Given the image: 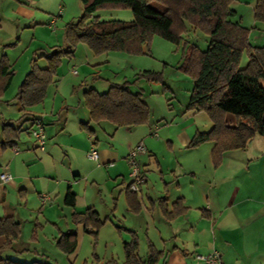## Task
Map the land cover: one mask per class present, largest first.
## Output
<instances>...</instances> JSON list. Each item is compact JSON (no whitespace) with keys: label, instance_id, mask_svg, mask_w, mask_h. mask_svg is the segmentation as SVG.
<instances>
[{"label":"rangeland","instance_id":"obj_1","mask_svg":"<svg viewBox=\"0 0 264 264\" xmlns=\"http://www.w3.org/2000/svg\"><path fill=\"white\" fill-rule=\"evenodd\" d=\"M256 2L257 0H233L230 8L236 12L234 20H239L249 29V43L264 46V22L254 18ZM81 15L80 0H0V55H4L13 71L11 85L1 97L4 102L0 103V125L4 121H11L15 128L18 126L16 121L22 116L16 95L25 75L33 62L44 68L47 66L44 56L55 48L66 47L65 26ZM95 15L101 21L132 20L130 10L126 8L103 7L97 10ZM182 40L179 45H175L154 35L149 44L142 47L140 54L108 52L98 55L90 52L85 43L79 42L72 56H62L60 59L43 102L31 107V111L42 118L43 124L44 117L50 119L52 116H64L75 121L74 117L77 115H88L80 91L82 82L86 81L99 92L106 90L110 83L127 82L132 92L140 93L141 100L149 109L147 123L131 130L121 127L113 132L112 139V128L107 123H103L102 128L95 127V133L90 137L84 130H80L82 136L71 134L70 143L78 146L77 149H80L83 143L86 144L88 147L85 151H70L66 147L68 134L66 131L61 134L60 130H48V138L45 133L43 152L30 149L29 155L21 153L25 157L14 160L16 156L10 148L0 151V176L7 174L11 177L9 183L4 186L0 184V217L11 215L19 219L22 222L24 241L44 252L53 263L94 264V257H97L98 264L109 260L122 264V243L128 234H131L128 230L133 228L132 230L141 237L138 219L123 209L126 195L121 179L118 177L115 180L114 171L111 169L108 170L104 166L96 168L87 158L90 148L95 146L97 151H101L111 150L113 147L114 152L123 156L124 161L119 160L126 165L123 176L127 182L131 173L127 156L131 149L138 144L146 148L145 141H155L153 149L164 157L159 160L167 163L170 158V146L166 141L163 144L157 143L158 141L170 140L177 135L179 128L195 125L207 128L206 124L211 122L205 112L186 110L193 80L191 74L183 68L184 44H195L204 49L208 38L201 30L186 24ZM247 62L248 56L244 51L239 67L244 68ZM73 71H76V75ZM143 72L158 73L161 81H147L140 76ZM261 84L264 86V81H261ZM28 123L22 122L23 127L16 138L18 144L22 143L19 148L24 151L35 144L31 135L24 131ZM148 123L157 126V138L149 135ZM71 124L68 127L70 133ZM72 126L76 127L75 124ZM94 139H97L96 145L91 143ZM143 156H137V164ZM29 160H33V164H24ZM68 165L73 169L78 167L81 178L79 184L74 187L78 194L74 209L62 202L63 178ZM156 172L152 167L149 173ZM28 178L31 179L29 184L35 185L34 189L48 196L42 206L38 201L35 203V199L30 198L26 190L20 189L24 185L23 181ZM143 187L145 189L147 186L142 185ZM89 206L105 221L96 237L84 232V225L75 222L72 217L73 212H84ZM68 231L76 232L77 249L74 253L65 255L56 246L55 239L60 232ZM126 240L129 242L131 238ZM138 253L139 256H144L145 248L140 245ZM20 260L30 262V259Z\"/></svg>","mask_w":264,"mask_h":264},{"label":"trees","instance_id":"obj_2","mask_svg":"<svg viewBox=\"0 0 264 264\" xmlns=\"http://www.w3.org/2000/svg\"><path fill=\"white\" fill-rule=\"evenodd\" d=\"M232 1L80 0L82 15L65 26L66 47L55 48L44 56L47 61L44 68L33 62L19 86L16 99L20 112L43 102L60 59L62 56H72L77 43H85L95 55L108 52L140 54L142 47L147 46L154 35L179 45L183 41L182 33L186 31L187 24L201 30L208 42L204 49L195 44L185 43L183 46V68L191 74L193 80L186 110L205 112L212 122L209 130L195 132L187 148L213 142L212 163L214 166L219 165L224 152L243 150L255 136H264V87L261 84L264 81V46L249 43V29L239 20H234L236 12L230 8ZM103 7L129 9L132 20L101 21L95 13ZM254 18L264 22V0H257ZM244 51L248 62L244 68H240ZM140 76L150 82L161 81L160 74L154 72H143ZM12 77L10 65L4 55H0V98L11 85ZM82 96L88 120L80 122L79 126L89 136H93L95 127L101 128L103 123L109 124L115 131L121 127L133 128L145 124L149 119V109L141 100L140 93L132 92L127 82L111 83L104 92L88 88ZM225 114L235 118L234 126L225 124ZM18 132L19 128H15L11 121H4L0 125V151L13 148ZM127 199L130 210L138 213L135 194L128 192ZM155 202L161 216L167 221L173 220L185 210L180 200L174 202L170 210L165 198ZM63 203L70 208L75 206L76 195L69 188ZM72 217L75 222L84 225V232L95 237L105 223L93 208L82 213L74 212ZM21 228L22 224L13 217H0V238L4 239L0 246V264H54L46 259L24 262L6 254L7 251H14ZM55 240L56 246L65 255L77 249L74 231L60 232ZM122 249V264H158L164 257V253L151 243L147 244L146 254L139 256L138 240L133 232L131 240L122 243ZM94 261V264L99 263L97 257H94ZM103 264L117 262L109 260Z\"/></svg>","mask_w":264,"mask_h":264},{"label":"crops","instance_id":"obj_3","mask_svg":"<svg viewBox=\"0 0 264 264\" xmlns=\"http://www.w3.org/2000/svg\"><path fill=\"white\" fill-rule=\"evenodd\" d=\"M73 73L76 75V71ZM88 88L95 89L86 81L82 82L80 85L81 94L83 95V92ZM1 102H4L2 98H0ZM21 116L22 118L16 121L17 128L21 131L22 122L28 121V126L24 131L29 135L32 120L39 115L28 108L21 112ZM74 120L64 116L58 118L52 116L50 119L44 117V131L47 138L49 137L48 130H60L61 134L66 131L68 134L66 147L72 152L85 151L88 146L83 143L81 148L77 149L78 146L70 143L72 140L70 135L82 136L79 123L87 121L88 115H77ZM223 120L229 127L235 125V118L231 114H225ZM70 124L73 129L70 127L69 131L72 133L68 132ZM211 126L212 122L206 124L207 128L196 125L179 128L177 135L171 137L170 140L161 139L158 141L157 143L161 144L166 141L170 146V158L167 163L159 160L164 157L159 151L153 149L155 141H145L147 144L144 148L145 153L143 157H140L141 160L139 159L138 163L143 173L144 182L140 185L139 191L133 192L138 201V213L132 212L127 202V193H132V191L128 188L130 177L128 176V181L125 182L123 176L126 169L125 163L122 162L124 157L114 152L112 145V151L107 149L97 151L95 146L89 149L97 154V161H92L96 168L104 166L108 170L111 169L114 171L115 180L118 177L121 179L122 189L126 195L123 209L138 219V230L141 231V237L135 230H132L133 228L131 230L127 228V230L136 235L139 248L141 245L147 251V244L151 243L158 251L164 253V257L158 264H203L197 256L207 255L212 250L220 252L222 264H264V136H255L243 150L224 152L219 165L214 166L211 159L213 142H205L195 148H187L196 131H207ZM127 129L131 130V128ZM148 129L149 135L157 138V126L148 123ZM115 131L112 130L111 139ZM17 137L14 138L13 148H10L11 152L15 154L13 155L16 156L14 160L18 157H25L21 153L29 155L30 149L33 151L36 149L35 144L31 145L27 151L19 148V144L22 143L18 144ZM88 137L90 136L88 135ZM91 143L97 144L94 140ZM27 148L28 145H26ZM146 159L147 162H145ZM32 162L34 161L29 160L24 164L30 166ZM150 167L157 170L156 174L149 173ZM78 169V167L73 169L71 165L67 166L62 187V195L65 196L69 188L76 195V202L78 194L74 187L81 180ZM30 181L29 178L23 181L24 185L20 189L26 190L28 196L34 198L35 203L38 201L42 206L48 196L34 189L36 187L30 185ZM9 182L10 179L6 183ZM6 183L1 185L4 186ZM142 185L147 187L144 189ZM12 186L15 185L12 184ZM160 198L166 199L169 209L174 202L180 200L185 209L184 212L171 221L165 220L155 202ZM90 207L92 206L87 208ZM10 217L13 216L10 215ZM13 218L22 224L19 219ZM128 238H131V234H128L126 239ZM126 239L124 242L127 241ZM0 240L1 246L4 239ZM25 249H29V251ZM8 252L7 255L19 260L23 258L50 260L44 252L31 247L24 241L22 228L19 240L14 245V251Z\"/></svg>","mask_w":264,"mask_h":264},{"label":"built area","instance_id":"obj_4","mask_svg":"<svg viewBox=\"0 0 264 264\" xmlns=\"http://www.w3.org/2000/svg\"><path fill=\"white\" fill-rule=\"evenodd\" d=\"M30 135L35 141L36 148L40 151H44L45 147V131L43 126V120L41 117H36L33 119L30 129ZM145 149L142 146V144H138L134 149H131L127 160L131 167V173L129 174L130 177V183H129V189L132 192L139 191L140 185L144 182L143 173L141 172L137 162L136 158L137 156L144 154ZM87 158L91 161L96 162L98 157L95 151L90 150L87 153ZM10 179L9 175L2 174L0 176V184L8 182ZM198 260L201 261L203 264H222L221 262V254L217 250H212L207 255H199L197 256Z\"/></svg>","mask_w":264,"mask_h":264},{"label":"flooded vegetation","instance_id":"obj_5","mask_svg":"<svg viewBox=\"0 0 264 264\" xmlns=\"http://www.w3.org/2000/svg\"><path fill=\"white\" fill-rule=\"evenodd\" d=\"M129 188V187H128ZM133 193V192H132ZM135 194V193H134Z\"/></svg>","mask_w":264,"mask_h":264}]
</instances>
